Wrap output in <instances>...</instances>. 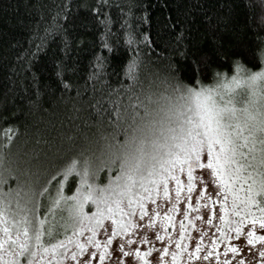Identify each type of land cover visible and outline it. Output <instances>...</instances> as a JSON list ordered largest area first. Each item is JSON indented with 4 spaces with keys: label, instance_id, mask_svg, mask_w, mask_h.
I'll return each mask as SVG.
<instances>
[{
    "label": "trees",
    "instance_id": "trees-1",
    "mask_svg": "<svg viewBox=\"0 0 264 264\" xmlns=\"http://www.w3.org/2000/svg\"><path fill=\"white\" fill-rule=\"evenodd\" d=\"M262 49L264 0H0V197L13 198L25 187L36 193L48 188L55 197L63 178L51 184L49 180L65 162L99 157L109 145L125 139L132 121L119 119L117 113L130 114L136 97L143 101L137 108L143 115L144 105L155 107L148 103V96L155 99L177 84L195 86L199 79L204 86L212 85L235 76L237 62L247 70L260 71L264 68ZM203 57L208 58L207 68L194 73V65ZM115 175L105 169L96 183L103 187ZM78 188L79 178H73L64 184L63 195H75ZM218 192L212 185L207 189L213 205L218 203L209 214L210 247L215 239L219 248L221 232L225 239L227 234L234 236L230 231L234 225L229 222L240 217L232 214L231 195L224 202L227 211H221L223 195ZM142 194L148 212L142 223L152 227L130 228L116 238L125 245L124 251L152 252L143 260L123 258L124 264H144V260L173 264L171 254L180 248L165 255L164 239L168 234L187 237L192 206L153 204ZM34 199L37 216L44 218L50 202L38 195ZM186 201L190 203L188 197ZM84 210L91 215L95 206L86 204ZM251 210L259 215L255 205ZM177 212L180 219L174 224ZM139 215L136 206V214L123 220L140 224ZM221 215L226 221L219 219ZM108 223L110 233L113 225ZM250 227L244 225L245 244ZM254 231L264 234L258 227ZM156 233L164 239L157 240ZM88 235L78 239L86 243ZM96 236L104 241V229ZM128 239L132 245L126 243ZM115 244L107 251L113 252ZM185 252L188 261L191 251ZM116 255L103 264H116ZM239 256L235 255L236 264L243 259ZM257 262L258 258L252 260V264ZM65 264H80V258Z\"/></svg>",
    "mask_w": 264,
    "mask_h": 264
},
{
    "label": "snow or ice",
    "instance_id": "snow-or-ice-1",
    "mask_svg": "<svg viewBox=\"0 0 264 264\" xmlns=\"http://www.w3.org/2000/svg\"><path fill=\"white\" fill-rule=\"evenodd\" d=\"M207 61V57L201 58L199 65H194L193 72H203ZM235 72L230 84L218 83L209 87L197 79L195 86L177 84L170 92L166 90L155 99L148 96V103L155 107L149 109L144 105L143 115L137 111L143 101L136 97L137 103L130 105V114L127 111L124 115L117 113L119 119L132 121L125 131V139L109 145L99 157H76L65 162L49 180L51 184L58 177L63 178L55 197L48 188L36 193L27 187L16 192L13 198L0 197V264H65L85 257V254L87 257L82 264H94L97 254V264H103L105 259L113 257V253L119 254L115 256L116 264H124L123 258L131 261L133 256L143 260L152 249L145 253L138 249L124 251L125 245L119 242L113 252L107 249L114 245L116 237L122 232L127 233L130 228L152 227L151 223H142L148 216L142 193H146L153 204L157 203L151 198L152 193L162 184L167 197V178L171 176L176 182V197L179 199L181 181L173 172L187 170V190L191 193L194 168L201 170L202 180L207 176L206 188L213 182L220 184L218 195H223L222 212L227 211L224 202L231 195L232 214L240 219L229 222L234 225L230 231H234L239 239L245 231L244 225L250 224L245 239L246 246L251 247L247 251L253 259L257 256L264 258V235H256L254 231L257 227L264 230V68L250 71L237 62ZM4 135L11 139L7 133ZM2 148L0 145V163L3 161ZM105 169L115 171L116 175L107 185L100 187L96 181ZM73 178H79L76 194L63 195L64 184ZM37 195L51 204L44 218L36 214L34 198ZM203 195L202 190L201 197ZM86 204L95 206L91 215L84 210ZM253 205L259 215L252 212ZM136 206L139 207L141 223H133L130 219L124 222L123 217L136 214ZM219 219L226 221V216L221 215ZM105 220H111L113 225L110 233ZM211 222L209 218L207 223ZM183 227L181 222V229ZM99 229H104L106 236L102 242L95 239ZM86 232L91 235L86 236V243H81L78 237H84ZM224 235L221 232V239ZM155 238L164 239L159 233ZM126 243L132 245L133 241L128 239ZM257 243L260 248L255 247ZM73 245L74 250H70ZM88 245L97 251H90ZM102 245L104 250H101ZM216 245L217 241L212 240V247ZM176 247L182 246L177 243ZM183 248L187 251L186 245ZM205 251L207 254L199 255L201 246L197 243L188 259L210 262L213 252ZM241 251L242 248L229 245L225 256L232 253L235 257ZM164 254H168L167 248ZM171 255L175 264L177 253ZM215 259L219 260V257ZM144 264L148 262L144 260ZM222 264L231 262L225 259ZM238 264H245V260Z\"/></svg>",
    "mask_w": 264,
    "mask_h": 264
},
{
    "label": "rangeland",
    "instance_id": "rangeland-1",
    "mask_svg": "<svg viewBox=\"0 0 264 264\" xmlns=\"http://www.w3.org/2000/svg\"><path fill=\"white\" fill-rule=\"evenodd\" d=\"M232 80V77H224L223 79H219L218 81H216L215 83H213L212 85H207L209 87H215L218 83H222V84H230ZM173 175L178 177L181 181V192H180V198L177 199L176 197V182L174 179H172L171 176H169L167 178V186H168V196L165 197L164 194L162 193V191H164V189H162L163 185H159L158 187H156V191L155 194L152 196V199H155L157 201V204L163 205L165 203H173L175 204L177 207L180 203H186V204H191L192 206V212L191 215L188 216V221L186 223V230H187V237H185L184 239H178L177 234L171 236V235H166V238L164 239V244L166 246H163L164 248L168 249V254L172 253V251H177V247L176 244L179 243L182 247L178 250L179 253H177V259L175 264H200L201 261H192L189 260L187 261V257H186V253L183 246L186 245L187 246V250H190L191 252L195 249L197 243H200L201 246V253H199V255H203V254H207V252L205 250H211L213 252V259H211L210 262H205L204 264H222V262L225 259H228L231 264H236L234 262V259H236L237 257H233L231 253H228L227 256H225V249L226 247H228L229 245H235L238 248H242L243 251H241L240 253H238L240 257L243 256V260L246 261H252L253 257L251 255L250 252L247 251L248 247L251 246H246L245 241L243 240L244 238V234L241 235V237L239 239H237L234 236H230L227 234V237L225 239V237H223V239H221V247H210V243H211V238L210 237L211 234H209L210 231V227L211 224L207 223L208 219H209V214L211 212H214V209L218 208L217 207V202L215 203V205H213V201L209 200L208 194H207V189L209 188V186L206 188L205 186V182L207 180V176H204L203 180L201 179V170L198 168H194L193 170V175H194V180H193V191L191 193L187 192V170H185L184 172H180L179 170H176L173 172ZM158 179V177L156 178ZM214 192L217 191L220 188V184L213 182L211 183ZM210 185V186H211ZM185 187V188H183ZM204 191V195L203 197H201V191ZM221 190V189H220ZM219 193V192H218ZM188 197V200L190 201V203H187L186 198ZM189 197H191V199H189ZM197 205H199V207H197ZM225 207V206H224ZM195 209V210H193ZM215 209V210H216ZM177 211V210H175ZM179 213L177 212L175 214L174 217V224H177L180 218L179 217ZM108 222L111 221H104L105 226H107L108 230L110 229L108 226ZM176 230H178V228L176 227ZM145 232V230H143L141 233ZM202 233H207V235H202ZM212 233V232H210ZM138 235V234H137ZM260 235H264L263 233H261ZM186 236V235H185ZM140 236H137L136 238H139ZM96 240H98V237H95ZM101 240V239H100ZM99 240V241H100ZM119 242V240L116 238V240L114 241V243ZM172 243H174V248H171ZM169 244V245H168ZM256 248H260L259 243H257L255 245ZM91 249H94V247H90ZM162 248V247H161ZM102 249V248H101ZM162 251V249H160ZM90 251H97L95 250H90ZM219 257V260L215 259V257ZM87 257V255H85V257H81L80 258V264H82L83 259H85ZM258 258V262H260L261 264H264V258ZM106 264V263H105ZM238 264V263H237ZM257 264V263H256Z\"/></svg>",
    "mask_w": 264,
    "mask_h": 264
}]
</instances>
